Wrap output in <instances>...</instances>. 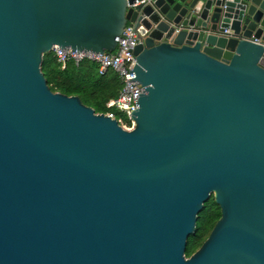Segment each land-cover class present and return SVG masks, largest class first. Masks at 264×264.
<instances>
[{"label":"water","instance_id":"95a60500","mask_svg":"<svg viewBox=\"0 0 264 264\" xmlns=\"http://www.w3.org/2000/svg\"><path fill=\"white\" fill-rule=\"evenodd\" d=\"M138 1L0 0V264H264V0ZM129 22L126 129L41 67L115 50Z\"/></svg>","mask_w":264,"mask_h":264},{"label":"trees","instance_id":"16d2710c","mask_svg":"<svg viewBox=\"0 0 264 264\" xmlns=\"http://www.w3.org/2000/svg\"><path fill=\"white\" fill-rule=\"evenodd\" d=\"M97 68L98 64L87 58L77 63L73 57H70L65 64H62L57 55L51 51L44 54L41 70L52 91L78 95L97 113H105L108 111L106 106L108 99L119 94L123 83L116 71L108 69L106 74L101 75ZM204 203V207L199 212L196 232L188 238L187 256L199 249L221 217V208L213 195Z\"/></svg>","mask_w":264,"mask_h":264},{"label":"built area","instance_id":"2783aa9c","mask_svg":"<svg viewBox=\"0 0 264 264\" xmlns=\"http://www.w3.org/2000/svg\"><path fill=\"white\" fill-rule=\"evenodd\" d=\"M150 0H141L138 3H148ZM135 22H129L124 28L123 35L117 36V46L113 51H107L103 54L96 52H81L75 53L70 48H63V51L59 48V45H55L52 51L57 55L59 61L65 64L66 61L73 57L78 63L80 60L87 58L91 61H95L98 64L97 71L103 75L107 73L108 69H112L118 73V76L123 83V88L119 94L112 96L108 99L106 106L108 111L104 114L115 117L118 119L120 125L126 129L134 127V120L130 113L139 107V94L143 93V86L138 80L131 81L136 77L135 71L132 69L135 67L136 59H134V49L143 38L140 35L138 27ZM129 69V70H128ZM119 111L122 115H126L128 122H124L116 112Z\"/></svg>","mask_w":264,"mask_h":264},{"label":"rangeland","instance_id":"374dc122","mask_svg":"<svg viewBox=\"0 0 264 264\" xmlns=\"http://www.w3.org/2000/svg\"><path fill=\"white\" fill-rule=\"evenodd\" d=\"M116 114H117L120 118H122V120H123L124 122H128V123H129V121L127 120L126 115H122L121 113H119V111H117ZM129 124H130V123H129Z\"/></svg>","mask_w":264,"mask_h":264}]
</instances>
